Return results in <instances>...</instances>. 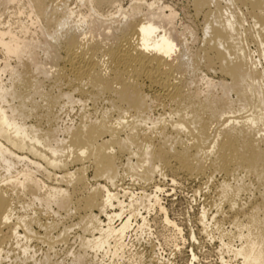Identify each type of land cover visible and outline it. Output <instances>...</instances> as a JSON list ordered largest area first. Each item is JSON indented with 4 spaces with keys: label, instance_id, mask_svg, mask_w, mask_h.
Masks as SVG:
<instances>
[{
    "label": "bare ground",
    "instance_id": "obj_1",
    "mask_svg": "<svg viewBox=\"0 0 264 264\" xmlns=\"http://www.w3.org/2000/svg\"><path fill=\"white\" fill-rule=\"evenodd\" d=\"M16 1L0 0V4L8 6ZM86 1L96 17L101 15L104 6H114L121 0ZM220 1L195 0V6L202 10L214 4L217 10H222ZM234 1L235 5L247 8L245 16L241 18L229 11L224 22L215 21L219 27L209 23L204 29L210 41H214V45H208L204 50L208 69L218 70L222 79L230 80L229 84L224 82L221 86L227 96L232 92L240 95L239 102L244 103L237 108L238 112H251L247 117L228 120L226 129H220L221 123L217 126L219 123L214 114L218 110L213 106L196 108L198 92L187 91L183 80L182 58L185 55H175L179 43L170 34L157 33L160 24L170 22L173 14H152L147 22L131 21L119 29L113 40H108L98 38L95 29H84L89 25L86 16L80 19L79 27H70L75 22L76 12L68 8L67 0H26L30 21L40 25L46 39L44 52L54 48L55 57L61 60L55 71L35 64L37 71L52 76V87L71 104L74 103L72 93L89 87L93 97H105L132 115L113 125L94 122L75 130L68 129L63 139L31 120L34 107L27 103L38 94L37 86L23 95L17 86L24 82L23 73L9 63L15 58L20 66H29L24 61V52L32 51V45L19 37V34L27 33L29 26L19 22L20 31L15 32L11 26L5 28V24L0 23L4 26L0 28V52L3 54V63L0 61V260L5 259H2L3 253L6 258L12 253V243L17 244L12 246L13 250L19 247L22 260L26 259L30 246L22 241L29 242L36 234L30 222L37 223L45 231L59 226L56 221L43 223L36 217L37 210L28 220L30 215L25 212L33 210L35 203L55 205L67 214L73 209L79 214L78 225L84 234H90L91 239L79 236L84 249L75 256L73 264H86L88 250L104 251L105 256L117 254L121 248L117 246L112 250L110 239H115L118 244L125 238L132 220L141 215L140 207L148 211L159 209L167 225L176 228L180 234L181 229L169 219L167 208L161 203L158 193L163 190L160 187L155 186L154 195L145 192L132 195L128 203L123 199L126 193L121 196L110 189L125 174L150 182L156 174L172 171L203 177L207 181L217 172L230 177L229 184H220L216 188L219 201L227 202L230 213L235 214L231 230L224 231L217 220L216 215L221 210L211 218L210 224L207 222L208 211L203 209L200 215L202 229L208 232L213 225L220 232L219 250L229 255L228 260L221 255V264H264V0ZM21 14L17 12L15 16ZM249 19L253 20L249 30L255 28L252 33L245 28ZM93 22L99 23L97 19ZM240 31L250 33L257 47L256 58L248 51L247 39L243 42ZM8 70L10 77L3 84ZM147 91H155L178 113L182 104H186V112L177 114L171 128L160 126L159 120L152 119L147 112ZM149 125L151 127L147 128ZM141 127L153 132V136L141 133ZM122 129L126 131L121 145L117 152L111 151L104 136H119ZM121 152L136 157L137 161L133 159L136 163L132 162V157H127L124 167L120 162ZM123 167L125 170L120 171ZM48 169L61 171V176H54L58 185H47L39 179L38 172L46 174L48 179L52 177ZM88 169H93L96 181L104 180L106 185L97 182L91 185ZM252 187H256L262 201L255 202L247 210L238 200ZM125 209H128V216L122 220ZM116 210L120 212H114ZM59 211L55 213L60 216ZM116 219L121 221L117 226L114 224ZM146 220L143 218L139 229L148 226ZM68 228L63 227L62 237L68 233ZM7 246L11 249L7 250ZM43 261L37 264H47L49 258Z\"/></svg>",
    "mask_w": 264,
    "mask_h": 264
},
{
    "label": "rangeland",
    "instance_id": "obj_2",
    "mask_svg": "<svg viewBox=\"0 0 264 264\" xmlns=\"http://www.w3.org/2000/svg\"><path fill=\"white\" fill-rule=\"evenodd\" d=\"M220 3L222 10H217L214 4L198 10L195 6V0H121L119 4L114 6H104L100 11L101 15L95 17L86 0H82V2L81 0H67L68 8L76 12L75 22L71 23L70 27H79L80 19L86 16L88 17L89 25L85 26L84 29L88 30V27L95 29V34L98 38L108 40H113L119 29L131 21L147 22L149 16L152 14H164L166 16L173 14L170 22L164 21L160 24L157 33L158 35H163L164 33L170 34L179 43L180 47L175 55H185L182 58L185 67L183 80L187 91L189 90L191 93L194 91L198 92L194 104L196 108L200 106L206 108L213 106L214 110H218L214 114L215 120L219 123L217 126L221 123L220 129H226L228 120L235 119V117L236 119L238 117H247L248 114L251 115V112L246 114L240 111L241 114H239L240 112H238L237 108L244 103L239 102L241 100L240 95L232 92L227 96L224 94L221 86L224 82L229 84L230 80L226 78L222 79L218 70L208 69L203 57L204 50L210 45H214V41H210L211 39L205 34L204 29L209 23L212 26L219 27V24L215 21L224 22L229 11L234 12L242 18L248 10L242 7V5H235L234 0L231 4H229L230 0H221ZM119 5H121L120 8ZM151 5L152 7H150ZM17 12H21L22 14L15 16ZM0 17V23L5 24V28L11 26L15 32L20 31L19 22L29 26L27 33L19 34L21 40L25 39L31 43L33 48L30 52H24V61L29 63V66H20L15 58H12L9 63L12 68L17 67L16 70L23 73L22 79L24 82L17 84L23 95H27L29 89L33 86H37L38 94L32 96V100L27 104L30 107L31 105L34 107V114L31 120L40 125L42 129L45 131L51 129L55 135L63 139L67 136L68 129L75 130L94 122H106L109 125H113L121 118L122 120H126L127 117L132 116L130 113L115 106L105 97H93L89 87H84V89L72 93L74 103L71 104L65 96L61 95L62 93L58 89L52 87V76H45L37 71L35 64H41L46 69L55 71L58 69L61 60L55 57L56 52L54 48L50 49L48 53L44 52L43 48L46 39L39 27L40 25L30 21L26 0H17L15 4L8 6L0 4ZM93 19H97L99 23H91ZM6 22L8 25H6ZM252 26V19L245 22L246 30H249ZM0 28L3 29L4 26H0ZM253 30L255 31V28H252L249 32L252 33ZM250 33L240 31L243 42L247 39L248 51L256 58L258 55L256 51L257 47L255 42L251 40ZM47 40L53 45L56 44L54 40ZM0 61L3 63V54L1 52ZM9 77L10 70L7 71L6 77L4 76L3 81L4 79L6 81L3 84L7 82ZM146 94L148 95L147 101L149 105L147 112L152 119L159 120L160 126L166 125L171 128L172 122L179 116L177 114L182 115L186 112V104H182L179 110L180 113H178L166 101L160 99L155 91H147ZM53 100L56 101L52 102ZM150 127L151 125L147 128ZM147 128L141 127L139 131L141 133L145 132L147 136H153V132L147 130ZM125 131L126 129L120 130L119 136L115 135L111 137L108 134L104 136V140L109 141L111 151H118L121 145L120 140L124 138L123 134ZM121 153L125 157L121 158L120 156V162L125 167L127 165L126 158L128 157L129 159L132 156L125 155L124 152ZM135 158H131L133 163L137 161ZM86 166H89V164ZM124 167L120 171L125 170ZM48 170L52 176L51 180L42 172L37 173L39 179L47 185H58L54 176H61V171ZM124 176L116 180L115 187L111 188L109 185L110 189L120 193L121 196H124L126 193L127 196L123 199L128 203L132 195L143 192L154 195L155 186L160 187L163 190L158 193L161 203L167 208L169 219L178 225L181 233L179 234L173 226L167 225L165 217L159 209L148 211L146 208L140 207L139 211L141 215H137L136 219L132 220V227L127 231L125 238L119 241L118 244H116L115 239H110L112 250L117 246L121 250L115 255L108 256H105L104 251L95 253L88 250L86 264H221L220 257L222 254L225 260L229 259L228 254L222 253L219 250L220 232L214 229L213 225L209 228L208 232L203 231L200 215L203 210H207V222L211 224V218L221 210L216 215L217 220L222 224L221 226L224 231L231 230L234 213H230L231 211L227 202L221 203L219 201L216 188L220 184H229L231 182L230 177L224 173L217 172L213 175L212 179L207 181L203 177H191L185 173L168 171L162 175L156 174L153 181L143 182V179L139 176L141 180H138L137 176H134L136 179L134 177L131 178L127 174ZM87 177L91 185H94L95 182L106 185L104 180L96 181L93 178V169L87 170ZM261 201L256 187H252L250 192L241 195L238 200L239 204L243 207L245 206L247 210L251 209V205L255 202ZM34 210H37L36 217L40 218L43 223H53V221H56L59 226H53L45 231L44 229H40L37 223L30 222L36 234L33 239H29V242L28 240L27 242L26 240L22 241V244L28 243L27 245L30 246L28 257H24L26 258L24 260L26 264H35V262L37 264L39 261L44 262L43 259L46 257L49 258L47 264H73L75 256L83 252L84 249L81 247L79 236L91 239L90 234H84L78 225L79 214L73 209L72 213L67 214L64 210L59 211L55 205L50 204L47 206L46 204L35 203L33 210L31 208L25 212L30 215L28 220H31L33 217L32 213ZM126 210L128 209H125L122 220H126L125 218L128 216ZM58 211L60 212V216L55 213ZM18 212L24 214L23 210H19ZM114 212L119 213L120 211L116 210ZM143 218L147 219L146 223H148V226L142 230L139 227L143 224ZM120 222V219H116L114 221L115 226L119 225ZM65 225L69 227L68 233L62 237L61 233ZM192 234H194V238ZM95 235L98 237V232H95ZM9 246H7V250L12 248L13 254L10 253V250V256L8 255L6 258L5 253H3L2 259L3 257L5 259L3 261L0 260V263L25 264L21 258L23 254L21 251H18L20 248L17 247L13 250L12 246L16 247L17 244L12 243L11 248H8Z\"/></svg>",
    "mask_w": 264,
    "mask_h": 264
}]
</instances>
